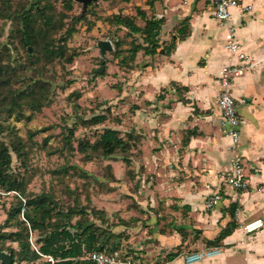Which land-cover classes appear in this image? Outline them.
<instances>
[{
	"label": "crops",
	"instance_id": "1",
	"mask_svg": "<svg viewBox=\"0 0 264 264\" xmlns=\"http://www.w3.org/2000/svg\"><path fill=\"white\" fill-rule=\"evenodd\" d=\"M125 3L134 11L124 16L135 15L136 7L151 15L146 0ZM230 14L224 25L215 19L210 0H154L153 15L164 18L162 47L172 39L175 47L168 56H136V71L126 86L133 85L131 99L136 100L131 127L140 142L132 162L139 189L123 204L111 201L104 209L120 211L122 220L137 219L133 227H113L112 233L130 235L121 248L130 245L142 264L175 252L164 264H185L184 256L210 248L216 239L218 256L192 264H264V227L243 231L251 221L264 223V0H242ZM184 20L189 34L179 40L176 30ZM228 28L250 64L230 84L240 123L236 147L220 131L217 106L218 75L228 64ZM234 156L247 182L240 192L223 182ZM214 193L222 200L205 210L204 200ZM132 203L137 208L127 209ZM229 226L232 231L220 237Z\"/></svg>",
	"mask_w": 264,
	"mask_h": 264
},
{
	"label": "rangeland",
	"instance_id": "2",
	"mask_svg": "<svg viewBox=\"0 0 264 264\" xmlns=\"http://www.w3.org/2000/svg\"><path fill=\"white\" fill-rule=\"evenodd\" d=\"M25 1L29 5L36 2L11 0V5L17 7ZM54 7L55 14L60 12L66 16L62 32L72 24V18L82 14V6L79 4H73L71 12L65 10L61 2ZM130 9L134 11V5H126L125 0H97L90 5L82 14L85 19L74 25L75 32L66 44L67 56L75 52L71 63H66L65 57L47 63V57L38 46L31 64L24 49L18 44V22L8 18L0 19V66L7 58L11 65L18 67L11 90L18 91L29 85L32 87L37 82L39 87L42 86L40 89L36 87L38 90L35 91V98L41 104L39 111L35 109L37 103L31 102L34 107L23 105L12 116L6 111L0 112V126L4 130L0 133V140L5 143L20 142L27 152L24 168L13 157V172L26 176L28 193L46 195L60 209L77 206L78 209L91 211L100 207L101 210H96L107 214L106 221L110 226L118 224L122 219L118 216L120 211H105L106 204L115 201L120 205L128 198V193L139 189L140 183L136 179L137 173L132 162V158L137 155V147L130 149L125 161L121 153L103 159L92 153L89 147L85 149L86 153L81 152L80 148L84 144L94 143L105 128L117 130L123 137L129 131L139 137L131 127V117L136 109V100L131 99L133 94L130 88L133 85L126 86L134 75L131 72L136 71L137 67L136 58L134 63L128 59L124 63V58L128 56L130 38L124 36L123 30L116 31L103 21L114 14L124 15ZM99 40L112 43L113 51L106 52L105 59L99 56L96 46ZM118 42L121 43L116 46ZM5 45L8 46L7 52L2 49ZM101 61L104 63L101 64ZM23 63L26 65L21 66ZM98 68H102L100 73L96 72ZM101 115L106 118L101 124H87L91 117ZM16 195L15 192L0 193V227L12 204V197ZM133 206L134 203L126 208ZM88 220L93 219L89 217ZM11 230L3 229L4 232ZM129 237L126 232H121L122 240L126 241ZM36 239L33 233L31 240L34 244ZM5 246L17 249L15 244L7 243ZM127 247L130 248V245ZM106 248L110 250L108 246ZM41 262H45L44 259ZM150 262L166 263L165 257L157 261L152 258Z\"/></svg>",
	"mask_w": 264,
	"mask_h": 264
},
{
	"label": "trees",
	"instance_id": "3",
	"mask_svg": "<svg viewBox=\"0 0 264 264\" xmlns=\"http://www.w3.org/2000/svg\"><path fill=\"white\" fill-rule=\"evenodd\" d=\"M58 2L63 3L64 9L69 12L73 10V4H77L74 0H36L30 5L28 1H25L19 6L13 7L11 0H0V19L8 18L18 22V44L24 49L27 59H29L28 62L31 64L33 63L31 58L38 46L47 57V63L61 57H65L66 63H71L75 57L73 51L68 56L66 55V44L75 32L74 25L85 19V16L81 14L72 18V24L62 32L63 21L66 16L60 12L55 14L54 5ZM95 3L89 4L86 10ZM145 5L151 12L150 16H147L145 10L136 7L133 16H124L118 13L103 19L116 31L123 30L124 36L130 38L128 56L124 58L125 64L128 60L134 63L138 53H142L144 56L156 54L168 56L175 47L173 39L162 47L160 31L164 24V18L158 19L153 15L154 0H146ZM176 31L179 40L185 39L189 34L188 21L184 20ZM120 43L118 42L116 46H119ZM113 45L115 47L114 43ZM2 49L7 52L8 46L5 45ZM32 49L33 51H31ZM158 49L160 50L158 51ZM5 60V63L0 66V112L6 111L9 116H12L23 105L34 107L30 104L31 102L37 103L35 109L39 111L41 104L35 98V91L38 90L36 87H39V82L35 84L33 81L35 85L32 87L29 85L24 89L12 91L10 87L15 75H17L18 67L11 65L7 58ZM103 63L101 61V64ZM105 119L103 115L93 116L87 124L98 125ZM2 131L4 130L0 126V133ZM138 139L139 137L131 131L126 132L123 137L117 130L105 128L94 143L84 144L80 151L86 153L84 151L89 147L88 149L92 153L103 159L121 153L125 161L130 149L136 146ZM13 157L19 161L23 168L26 167L27 152H25L22 143L12 141L5 143L0 140V193L15 192L18 194L12 197V204L6 213L3 225L0 227V252H8L13 262L17 264L41 262L42 257L45 256H50L56 261L55 264H94L87 259V255L94 252L111 253L121 248V233H112L113 227H133L137 219L120 220L118 224L110 226L106 221L108 220L107 214L104 215L95 208L91 211L84 208L78 209L77 206L60 209L46 195H31L27 192L28 180L26 176L13 172ZM132 208L137 207L135 205ZM21 213L26 222L20 219ZM89 217L93 220H88ZM73 218L76 219L73 220ZM4 228H12L13 230L4 232ZM233 228L234 226H229L222 231L220 237L229 234ZM29 231L36 234L37 252L30 245ZM7 243L15 244L17 249L6 247ZM217 244V239L209 242L211 247H217ZM106 246L110 250H106ZM123 248L127 252L126 256L139 260L131 248ZM177 255V252L168 254L165 257V262L173 260ZM40 264L47 263L41 262Z\"/></svg>",
	"mask_w": 264,
	"mask_h": 264
},
{
	"label": "built area",
	"instance_id": "4",
	"mask_svg": "<svg viewBox=\"0 0 264 264\" xmlns=\"http://www.w3.org/2000/svg\"><path fill=\"white\" fill-rule=\"evenodd\" d=\"M241 1L242 0H210L215 19L220 23L227 25L231 18L230 10L234 7H238ZM245 9L248 10L249 7H246ZM224 43V50L228 55V64L220 70L218 75L220 85V92L217 98V106L220 112L219 124L222 135L229 139L232 147H236L239 144L238 128L240 123L235 101L230 94V84L232 80L243 76L249 70L250 64H248L247 57L243 52V46L235 39L234 31L231 28L227 29ZM223 182L233 192H240L246 188L247 182L244 175V167L238 156H234L231 159L230 170L224 177ZM221 200L222 197L219 193H214L206 197L204 200V209L211 210ZM21 218L25 221L22 213ZM263 227V221L257 219L245 224L243 226V231L245 234H251ZM29 234L30 245L32 249L37 252V248L31 240L33 233L29 231ZM219 252L220 250L218 248H204L200 251L184 256V262L185 264H192L196 262L211 261L218 256ZM126 255L127 252L125 249L120 248L111 253L94 252L87 255V259L94 264H142L140 260H135L131 256ZM42 259H44L47 264H55L56 262L50 256L42 257Z\"/></svg>",
	"mask_w": 264,
	"mask_h": 264
},
{
	"label": "water",
	"instance_id": "5",
	"mask_svg": "<svg viewBox=\"0 0 264 264\" xmlns=\"http://www.w3.org/2000/svg\"><path fill=\"white\" fill-rule=\"evenodd\" d=\"M97 0H74L75 3L80 4L82 6V14L86 11V8L89 4L95 3ZM97 49L99 52V56L101 59H105V53L106 52H112L113 47L110 41L107 40H99L97 42ZM102 71V68H98L96 70L97 73H100ZM74 231V230H72ZM0 264H16L13 262L12 257L10 254L6 252H0Z\"/></svg>",
	"mask_w": 264,
	"mask_h": 264
}]
</instances>
